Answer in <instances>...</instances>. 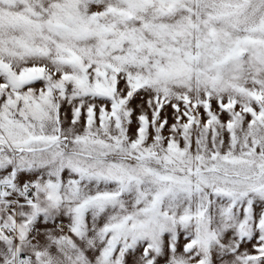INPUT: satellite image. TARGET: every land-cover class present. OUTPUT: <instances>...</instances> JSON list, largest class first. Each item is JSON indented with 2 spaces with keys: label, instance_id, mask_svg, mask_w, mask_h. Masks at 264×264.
I'll return each mask as SVG.
<instances>
[{
  "label": "snow or ice",
  "instance_id": "1",
  "mask_svg": "<svg viewBox=\"0 0 264 264\" xmlns=\"http://www.w3.org/2000/svg\"><path fill=\"white\" fill-rule=\"evenodd\" d=\"M0 264H264V0H0Z\"/></svg>",
  "mask_w": 264,
  "mask_h": 264
}]
</instances>
